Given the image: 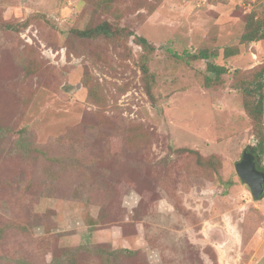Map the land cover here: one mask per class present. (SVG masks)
Wrapping results in <instances>:
<instances>
[{
    "label": "rangeland",
    "instance_id": "obj_1",
    "mask_svg": "<svg viewBox=\"0 0 264 264\" xmlns=\"http://www.w3.org/2000/svg\"><path fill=\"white\" fill-rule=\"evenodd\" d=\"M263 12L0 0V264H264V196L235 168L264 154L234 84L264 65L243 37Z\"/></svg>",
    "mask_w": 264,
    "mask_h": 264
},
{
    "label": "trees",
    "instance_id": "obj_2",
    "mask_svg": "<svg viewBox=\"0 0 264 264\" xmlns=\"http://www.w3.org/2000/svg\"><path fill=\"white\" fill-rule=\"evenodd\" d=\"M254 16L252 15L251 18L252 22H250L251 26L249 27L248 31L244 32L243 37L246 39L247 42L252 41L254 39L264 38V32L260 31L261 29L260 25H263L264 22V12L261 13V18L258 15H254ZM80 34L85 36H90V35L110 36L112 34L111 25L107 21H102L95 27H89L87 29L81 30ZM137 41L140 45H142V47L145 50H147L150 46L148 40L143 36L138 37ZM225 54L227 56H230L233 54V52L228 51ZM197 57H207V53L200 52L199 55H197ZM209 68L211 71L215 72L217 76H219L222 72L226 71L225 67L214 63H210ZM238 73H240V71ZM263 77H264V65L259 70L255 71L252 76L241 77L240 75L237 74L234 75V84L235 85L238 84L240 87H242L244 103L247 113L253 119L254 134L258 138V143L255 146V151L259 153V155L264 154V121H263V93H262V89L264 86V83L262 81ZM86 84L88 86V83ZM257 97L259 98L256 99Z\"/></svg>",
    "mask_w": 264,
    "mask_h": 264
},
{
    "label": "water",
    "instance_id": "obj_3",
    "mask_svg": "<svg viewBox=\"0 0 264 264\" xmlns=\"http://www.w3.org/2000/svg\"><path fill=\"white\" fill-rule=\"evenodd\" d=\"M255 158L253 151L247 149L235 168L240 178L249 185L253 196L258 199L264 196V171L258 169Z\"/></svg>",
    "mask_w": 264,
    "mask_h": 264
},
{
    "label": "flooded vegetation",
    "instance_id": "obj_4",
    "mask_svg": "<svg viewBox=\"0 0 264 264\" xmlns=\"http://www.w3.org/2000/svg\"><path fill=\"white\" fill-rule=\"evenodd\" d=\"M255 161H256V163H257V166L259 167V163H258V157L256 156V158H255ZM259 169V168H258Z\"/></svg>",
    "mask_w": 264,
    "mask_h": 264
}]
</instances>
